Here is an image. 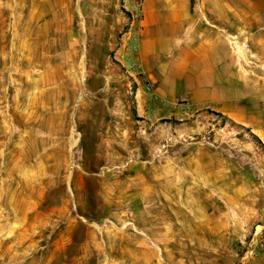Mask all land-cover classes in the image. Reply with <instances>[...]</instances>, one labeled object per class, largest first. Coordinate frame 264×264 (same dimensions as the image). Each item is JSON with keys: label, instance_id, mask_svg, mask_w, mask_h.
Listing matches in <instances>:
<instances>
[{"label": "rangeland", "instance_id": "374dc122", "mask_svg": "<svg viewBox=\"0 0 264 264\" xmlns=\"http://www.w3.org/2000/svg\"><path fill=\"white\" fill-rule=\"evenodd\" d=\"M86 1L0 0V264L262 257L264 0H185L231 64L215 106L145 99L135 4Z\"/></svg>", "mask_w": 264, "mask_h": 264}, {"label": "crops", "instance_id": "0c3cea01", "mask_svg": "<svg viewBox=\"0 0 264 264\" xmlns=\"http://www.w3.org/2000/svg\"><path fill=\"white\" fill-rule=\"evenodd\" d=\"M106 1L87 0L86 3ZM141 15L136 25L139 39L134 56L138 67L133 74L137 92L145 95L143 86L149 84L160 99L185 96L191 106H215L220 99H234V95L223 96L221 92L225 82L233 86L231 64L224 60L227 56L222 51L214 49L217 41L211 30L201 26L197 30L199 26L192 19L185 0H143ZM124 23L125 18L117 11V30ZM250 264H264V255Z\"/></svg>", "mask_w": 264, "mask_h": 264}, {"label": "built area", "instance_id": "2783aa9c", "mask_svg": "<svg viewBox=\"0 0 264 264\" xmlns=\"http://www.w3.org/2000/svg\"><path fill=\"white\" fill-rule=\"evenodd\" d=\"M122 3L135 4L133 6V11L131 13V22L127 27L126 31L121 33L119 37L120 44H123V56H121V61L125 62L126 72L131 75L135 74L138 64L134 59V56L138 50V33H137V22L141 19V6L143 0H121ZM136 22V25H134ZM120 61V62H121ZM144 90L149 94L150 98L156 100L158 96L153 93L152 87L149 84H145ZM260 248L264 247V244H259Z\"/></svg>", "mask_w": 264, "mask_h": 264}, {"label": "bare ground", "instance_id": "6f19581e", "mask_svg": "<svg viewBox=\"0 0 264 264\" xmlns=\"http://www.w3.org/2000/svg\"><path fill=\"white\" fill-rule=\"evenodd\" d=\"M238 53H240V52H238ZM241 55V54H240Z\"/></svg>", "mask_w": 264, "mask_h": 264}]
</instances>
